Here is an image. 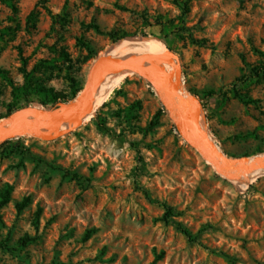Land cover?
<instances>
[{"label":"rangeland","instance_id":"obj_1","mask_svg":"<svg viewBox=\"0 0 264 264\" xmlns=\"http://www.w3.org/2000/svg\"><path fill=\"white\" fill-rule=\"evenodd\" d=\"M180 16L174 0H0V69L21 85L22 67L46 61L53 67L35 76L69 93L67 77L83 86L91 64L114 45L155 40L176 54L183 90L201 105L214 93L203 99L202 123L223 153L264 154V75L254 72L263 59L255 50L264 53V0H193L182 24ZM158 22L175 26L165 40ZM110 33L136 36L112 43ZM85 46L96 56L82 63ZM0 85L2 116L12 97ZM161 106L144 79L127 73L68 133L0 149V194L11 188L0 208V264H264V176L247 183L215 173Z\"/></svg>","mask_w":264,"mask_h":264},{"label":"water","instance_id":"obj_2","mask_svg":"<svg viewBox=\"0 0 264 264\" xmlns=\"http://www.w3.org/2000/svg\"><path fill=\"white\" fill-rule=\"evenodd\" d=\"M153 58L156 60L153 61ZM160 67H165V70ZM126 72L144 79L151 86L163 108L174 114L175 118L171 119L180 137L215 173L226 179L237 180L233 177L237 171L264 170V154L255 156L258 158L253 161L248 158L231 159L203 130L200 125L203 107L194 96L182 94V70L178 58L164 45L160 50L123 57L101 55L89 67L83 86L73 100L52 107L32 102L0 119V145L9 140L49 141L68 133L85 122L92 99L106 81Z\"/></svg>","mask_w":264,"mask_h":264},{"label":"trees","instance_id":"obj_3","mask_svg":"<svg viewBox=\"0 0 264 264\" xmlns=\"http://www.w3.org/2000/svg\"><path fill=\"white\" fill-rule=\"evenodd\" d=\"M193 0H174V3L177 5V7L180 9L181 11V16L179 18L181 24L183 22V17H185L188 13H189V6L190 3ZM8 6L14 11L16 12V6L14 4L11 3V1H7ZM158 26H160V33L162 34L164 40L169 36V34H171V28H175V26L171 23H169L168 25L163 24L158 22L157 23ZM92 28L97 31L100 32V28L97 25H92ZM178 30H180L178 28ZM141 37H147V35L142 31L139 33ZM132 36H136V34L130 35L128 33H122L121 35H115L114 33H110L109 37L111 39L112 43H116L124 38L127 37H132ZM204 41H198L197 44L198 45H203ZM166 47L168 49H170L169 45H166ZM85 48L88 50V55L85 57V59L82 61V63L94 58L96 56L95 52H92L88 46H85ZM255 52L260 55L262 59V61L260 62V64L256 67V70L254 72H256L255 74L257 76H259V74L261 73L262 75H264V53L259 52L257 50H255ZM58 56L59 59L67 62V63H71V60L69 58V56L67 55L66 52L64 51H59L58 52ZM25 64V62L23 63ZM53 67L52 65H48V62L46 61H42L38 64H36L31 71L27 72L25 70L24 67L21 68V73L23 74V82L21 85H16L14 84L10 78L7 75V72L2 71L0 69V79L2 80V82L6 83L8 86H10L11 88V97L12 100L11 102L7 105V110L6 113L2 116H0V119L8 117L11 113H13L14 111H16L17 109L26 107L28 105H30L32 102H38L40 104H42L44 107H52L54 105H56L57 103H66L69 102L71 100L74 99V97L77 95V93L80 91L81 89V85L79 83H77L75 81V79L73 77L68 76L67 79L70 83V92L69 93H64V92H58L55 91L53 88L48 87L47 84L40 79V77L35 76V73H39L41 70H50V68ZM0 94H2V87L0 85ZM213 92L209 91L203 94V98H202V106L203 108L205 107V104L203 102V99H206L210 96H213ZM236 98H238L243 104H248V102H252L250 99H246V97L241 96L240 94L235 93L234 94ZM161 111H164L165 109L163 108V106H161ZM160 115V112L157 113V115L155 116V119ZM93 121L98 125V126H103V120L102 118L97 114L95 116V118L93 119ZM154 124V123H152ZM8 145L13 146L16 150H20L21 146H22V141L21 140H16V141H6L4 142L2 145H0V149H4L6 148ZM10 187H6L3 192L0 194V208L5 206L8 201H9V196H10ZM29 202V198H25L20 204H18L16 206L18 212H21L22 209H24L26 207V205ZM165 214L162 218V221L164 223H169L170 221V217L173 216V212L172 209L170 207L165 206ZM40 212V208L37 209V213H36V217H38ZM176 228L182 232L187 238L189 239H193L194 237L193 235L186 229L184 228L181 224L179 223H175ZM91 235V231H86V233L84 234V240H87ZM29 239L26 237L25 239H22L20 241L21 244H26V242H28ZM6 247V243L4 241H0V248H4ZM162 256V253L160 255H158L157 258H160Z\"/></svg>","mask_w":264,"mask_h":264},{"label":"bare ground","instance_id":"obj_4","mask_svg":"<svg viewBox=\"0 0 264 264\" xmlns=\"http://www.w3.org/2000/svg\"><path fill=\"white\" fill-rule=\"evenodd\" d=\"M162 49V44L160 42H157L155 40H149V39H126L118 44L114 45L108 52L109 55H115V57H119L117 55L126 53L128 51H132L134 53H140L144 51H156ZM156 59L153 58V61ZM161 68V67H160ZM161 69L165 70V67H162ZM167 71V70H166ZM126 73H121L118 76H115L103 85L99 93L92 99L90 103V113L88 114L87 118H90L92 116V113L95 109H97L99 106H101L107 98L111 95L112 91L120 84V82L125 78ZM182 94L185 96H188V93L186 90L181 89ZM170 114V113H169ZM172 118H175L174 114H170ZM85 119V120H86ZM200 125L202 126L203 130L207 132V130L204 128L202 119L200 120ZM209 133V132H208ZM262 156V155H260ZM258 156V157H260ZM258 157L248 158V160L253 161ZM264 176V170L260 171H254V172H248L244 170H240L234 173L233 177L242 180L243 182L252 183L259 178ZM241 182V181H240ZM241 184V183H240ZM242 187V186H240Z\"/></svg>","mask_w":264,"mask_h":264}]
</instances>
